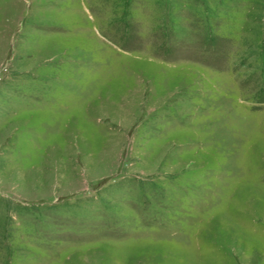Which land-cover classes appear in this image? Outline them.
<instances>
[{"label": "rangeland", "instance_id": "rangeland-1", "mask_svg": "<svg viewBox=\"0 0 264 264\" xmlns=\"http://www.w3.org/2000/svg\"><path fill=\"white\" fill-rule=\"evenodd\" d=\"M0 264H264V0H0Z\"/></svg>", "mask_w": 264, "mask_h": 264}]
</instances>
